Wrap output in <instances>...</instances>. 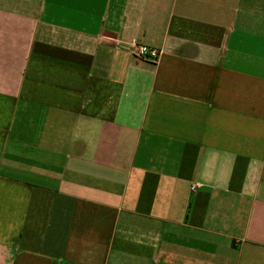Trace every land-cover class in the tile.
<instances>
[{"label":"crops","instance_id":"crops-1","mask_svg":"<svg viewBox=\"0 0 264 264\" xmlns=\"http://www.w3.org/2000/svg\"><path fill=\"white\" fill-rule=\"evenodd\" d=\"M0 264H264V0H0Z\"/></svg>","mask_w":264,"mask_h":264},{"label":"built area","instance_id":"built-area-1","mask_svg":"<svg viewBox=\"0 0 264 264\" xmlns=\"http://www.w3.org/2000/svg\"><path fill=\"white\" fill-rule=\"evenodd\" d=\"M132 56L135 59L154 63L158 59L159 52L158 50L151 47H147L143 45H134ZM191 189H193V187H191Z\"/></svg>","mask_w":264,"mask_h":264}]
</instances>
